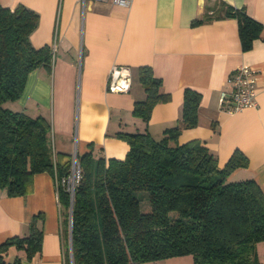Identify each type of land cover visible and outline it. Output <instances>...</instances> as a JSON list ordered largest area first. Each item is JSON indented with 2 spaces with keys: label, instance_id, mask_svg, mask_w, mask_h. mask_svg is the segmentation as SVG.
<instances>
[{
  "label": "crops",
  "instance_id": "obj_1",
  "mask_svg": "<svg viewBox=\"0 0 264 264\" xmlns=\"http://www.w3.org/2000/svg\"><path fill=\"white\" fill-rule=\"evenodd\" d=\"M3 7L19 6L38 16L29 36L34 48L49 46L50 67L31 71L17 101L6 106L27 116H42L51 125L57 153L77 159L92 151L105 160H123L128 144L116 137L145 129L155 139L181 118L183 91L201 95L198 124L183 129L179 144L199 140L223 167L235 151L247 167L235 170L232 181L253 179L264 192V0H133L129 8L81 0H0ZM227 7L243 10L261 24L251 49L243 51L235 18ZM205 17L210 21L192 22ZM129 69L126 93L107 89L112 66ZM239 66L255 71V108L228 113L219 103L221 90ZM141 67L151 69L170 100L158 103L147 123L132 115L133 105L145 98L138 81ZM69 209L59 201L57 181L49 173L33 176L32 192L7 197L0 192V244L25 237L33 217L40 216L41 248L30 260L24 251L9 248L5 261L21 264H70ZM264 264V242L255 248ZM143 264H193L189 255Z\"/></svg>",
  "mask_w": 264,
  "mask_h": 264
},
{
  "label": "trees",
  "instance_id": "obj_2",
  "mask_svg": "<svg viewBox=\"0 0 264 264\" xmlns=\"http://www.w3.org/2000/svg\"><path fill=\"white\" fill-rule=\"evenodd\" d=\"M225 16L236 19L242 50L251 49L261 24L230 7ZM37 23L33 11L0 4V192L26 196L33 176L43 172L58 181L59 201L69 209L70 264H143L186 255L193 264H260L255 248L264 242V192L253 179H229L247 167L241 152L219 167L201 141L179 144L181 131L198 124L201 95L189 88L183 91L179 123L160 139L146 129L119 133L129 146L123 160H105L92 151L77 159L81 178L70 212L60 180L70 173L71 156L55 152L45 118L6 106L20 98L31 71L51 65L50 47L34 48L29 41ZM138 81L145 98L134 103L132 115L147 123L154 106L170 96L148 67L139 68ZM38 218H32L25 237L0 244V264H7L9 248L24 251L26 260L39 252Z\"/></svg>",
  "mask_w": 264,
  "mask_h": 264
},
{
  "label": "built area",
  "instance_id": "obj_3",
  "mask_svg": "<svg viewBox=\"0 0 264 264\" xmlns=\"http://www.w3.org/2000/svg\"><path fill=\"white\" fill-rule=\"evenodd\" d=\"M100 2L105 0H81ZM114 6L129 8L133 0H110ZM228 90H221L219 103L228 113L240 112L246 109L255 108L256 103V73L247 66H239L228 78ZM107 89L115 93H126L131 87V76L129 69L124 66L114 65L111 67L107 77ZM81 178V171L76 155L71 161L70 173L60 180L62 186L69 193L70 206L72 205L75 187ZM58 183V181H57ZM58 186V184H57ZM70 220V218H69Z\"/></svg>",
  "mask_w": 264,
  "mask_h": 264
},
{
  "label": "water",
  "instance_id": "obj_4",
  "mask_svg": "<svg viewBox=\"0 0 264 264\" xmlns=\"http://www.w3.org/2000/svg\"><path fill=\"white\" fill-rule=\"evenodd\" d=\"M71 209H72V205L70 206V212H71Z\"/></svg>",
  "mask_w": 264,
  "mask_h": 264
}]
</instances>
